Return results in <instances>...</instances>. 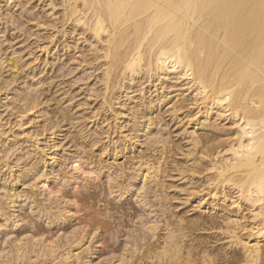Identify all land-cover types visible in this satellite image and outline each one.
Masks as SVG:
<instances>
[{
	"label": "bare ground",
	"instance_id": "1",
	"mask_svg": "<svg viewBox=\"0 0 264 264\" xmlns=\"http://www.w3.org/2000/svg\"><path fill=\"white\" fill-rule=\"evenodd\" d=\"M18 81L0 264H264V0H0Z\"/></svg>",
	"mask_w": 264,
	"mask_h": 264
},
{
	"label": "rangeland",
	"instance_id": "2",
	"mask_svg": "<svg viewBox=\"0 0 264 264\" xmlns=\"http://www.w3.org/2000/svg\"><path fill=\"white\" fill-rule=\"evenodd\" d=\"M59 9H57L56 11H58ZM56 16H57V19L58 18H60V15H59V13L58 14H56ZM59 16V17H58ZM57 23H60V21H58L57 20ZM39 29V28H38ZM37 30V29H36ZM33 37H34V35H32ZM38 36V35H37ZM36 36V39L37 40H35L33 37L31 38L30 37V42L31 43H33V42H40V40H41V42H40V44H39V42H38V44L37 45H42V44H45V42L46 43H49V41H50V39H51V41L50 42H52V40H53V38H45L46 40H44V38L43 37H41V36H38L37 37ZM53 36H55V35H53ZM61 35L60 34H58L55 38V41H56V44H58L57 45V47L54 49V53L56 54V52L58 53V55H62L63 54V52L61 51V49L63 48V45H62V43H61V41H59L58 42V40H60V38H58V37H60ZM43 38V39H41V38ZM40 38V40H38ZM44 40V41H43ZM49 40V41H48ZM61 40H63V39H61ZM19 41V40H18ZM17 40H16V42H15V48L16 49H19L20 48V44H17V42H18ZM36 42V43H37ZM58 42V43H57ZM26 45H28V43H26ZM36 45V44H35ZM35 45L34 46H32L31 48L33 49V50H31L32 52H34V55H36L37 57H42V58H44V56H43V53H40V52H37V50H36V52L34 51L35 49H34V47H35ZM30 48V49H31ZM30 49H28L27 51H29ZM52 52V53H53ZM22 53H23V51H22ZM53 53V54H54ZM57 55V54H56ZM51 56V55H50ZM69 66L71 65L72 67H70L71 69L72 68H75V70H73V72L71 73V74H69V76L68 77H66L65 76V78L63 77V79H59V80H56V81H62V83L63 82H66L64 85L63 84H60V85H62L63 86V88H64V90H63V88H61L62 86H60L59 85V83H56V81H55V87H56V85L58 84V87L60 86V88H58L57 87V89L54 87V90L56 89V90H60L59 91V95H60V93H61V96H60V98L63 96L64 97V95H62V93L64 94H66L67 93V95L68 96H70V95H72L75 99L73 100L74 102H72V103H69V105H70V107L71 108H73L74 107V105L75 104H78V103H82V104H85V105H83V106H81V108H83V109H86V108H89V109H92L91 107H88V106H96V104L95 103H93V101H90V100H87L86 98V92L84 91L83 92V90H81L80 91V86H83V88H85V86L87 85V83H85V81L84 80H81V79H79L80 77H81V75H83V73H81L82 72V70H80L81 68H80V66H78V63H69L68 64ZM68 66V67H69ZM81 67H83V70H84V66H81ZM4 76H7V73H5L4 74ZM79 77V78H78ZM38 78L36 77L34 80H37ZM65 79V80H64ZM79 80V81H78ZM74 81V82H73ZM21 81H18V82H16L15 84H13L11 87H8V89L6 88V89H4V91L0 94V98H1V103H0V125H5L4 126V128H5V130H8L9 132H10V130H11V133H13V134H18L19 133V131H20V129H18L19 128V126L17 125V121H16V119H15V112H18V110H19V108L18 107H14V106H12L11 105V98L14 96V94H15V92L12 90V88H21L23 85L20 83ZM61 83V82H60ZM73 83V84H72ZM80 83V84H79ZM86 84V85H85ZM20 87H19V86ZM65 86H66V88H65ZM79 89V90H78ZM68 90V91H67ZM77 90V91H76ZM62 91V92H61ZM76 91V92H75ZM79 91V92H78ZM70 92V93H69ZM84 94H83V93ZM83 94V96H81ZM78 97V98H77ZM84 98L87 100H84ZM77 99V100H76ZM81 100V101H80ZM91 100H93V98H91ZM83 101V102H82ZM3 102H5V103H7V106H2V103ZM85 102V103H84ZM93 103V104H92ZM68 104V103H67ZM90 104V105H89ZM77 109V108H76ZM74 111H75V109H74ZM87 111V110H86ZM2 122V123H1ZM19 130V131H18ZM13 131V132H12ZM15 132V133H14ZM17 132V133H16ZM11 133H9V134H11ZM12 135V134H11ZM63 146V145H62Z\"/></svg>",
	"mask_w": 264,
	"mask_h": 264
}]
</instances>
